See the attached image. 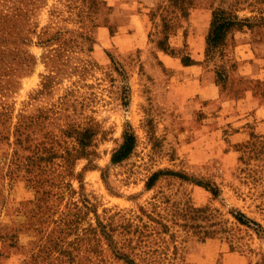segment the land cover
Wrapping results in <instances>:
<instances>
[{
  "label": "rangeland",
  "instance_id": "1",
  "mask_svg": "<svg viewBox=\"0 0 264 264\" xmlns=\"http://www.w3.org/2000/svg\"><path fill=\"white\" fill-rule=\"evenodd\" d=\"M0 264H264V0H0Z\"/></svg>",
  "mask_w": 264,
  "mask_h": 264
},
{
  "label": "trees",
  "instance_id": "2",
  "mask_svg": "<svg viewBox=\"0 0 264 264\" xmlns=\"http://www.w3.org/2000/svg\"><path fill=\"white\" fill-rule=\"evenodd\" d=\"M231 24L228 17H224L221 13H216L212 17L211 21V36L210 42L214 45L220 38L222 33L226 30L227 26ZM134 144V138L131 134L124 135V141L122 144L113 152L112 160L118 161L127 156L131 151Z\"/></svg>",
  "mask_w": 264,
  "mask_h": 264
}]
</instances>
